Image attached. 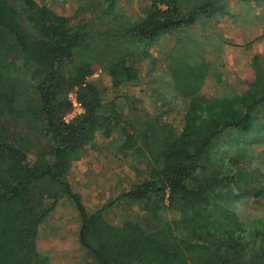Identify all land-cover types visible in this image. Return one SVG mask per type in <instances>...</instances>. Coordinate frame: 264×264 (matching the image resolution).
Segmentation results:
<instances>
[{"label":"trees","instance_id":"16d2710c","mask_svg":"<svg viewBox=\"0 0 264 264\" xmlns=\"http://www.w3.org/2000/svg\"><path fill=\"white\" fill-rule=\"evenodd\" d=\"M8 2L22 26L0 3V264H52L37 240L60 200L94 264H192L191 249L207 264H264V215L249 212L264 203V54L246 89L202 94L218 47L206 26L230 14L228 0H148L137 14L75 0L76 20ZM37 46L50 55L36 59ZM144 80L153 111L131 89ZM74 89L83 112L65 122ZM98 136L136 175L90 212L69 175Z\"/></svg>","mask_w":264,"mask_h":264},{"label":"rangeland","instance_id":"374dc122","mask_svg":"<svg viewBox=\"0 0 264 264\" xmlns=\"http://www.w3.org/2000/svg\"><path fill=\"white\" fill-rule=\"evenodd\" d=\"M35 1L48 5L57 12L73 16L75 20L80 15L76 14L75 0ZM120 2L125 6L128 14H137L139 7L144 6L148 0H120ZM0 3L4 7L7 23L21 29L22 24L9 6L8 0H0ZM228 6L229 15L224 16L218 23L206 26L211 37L218 43V47L207 51L208 60L213 65L210 69L211 74L206 77L202 88V94L205 96L223 95L231 90L246 89L247 83L254 79V72L250 66L251 57L255 53L264 54V19L259 18L262 12L261 2L228 0ZM160 41L161 43L159 42L151 51L155 57L158 56L159 44L170 43L171 39L167 37ZM49 55V49L43 46L35 47L36 59ZM142 68H145V65ZM145 80L139 85L132 86L131 89L142 98L143 105L153 111L157 107L152 92L155 83L147 84ZM190 130L193 134L204 133L203 128L197 126L195 122L191 123ZM96 143L97 145L90 148L83 158L74 162L69 175L73 189L80 193L84 205L90 212L128 188L136 175L131 167V160L107 148L106 141L100 136L96 138ZM258 150L264 154V143L258 146ZM249 212L264 215V203L251 206ZM77 229L76 210L67 200H60L52 215L39 229L37 240L39 255L47 256L52 264H94L80 248ZM190 251L192 264H207L204 259L205 250Z\"/></svg>","mask_w":264,"mask_h":264},{"label":"built area","instance_id":"2783aa9c","mask_svg":"<svg viewBox=\"0 0 264 264\" xmlns=\"http://www.w3.org/2000/svg\"><path fill=\"white\" fill-rule=\"evenodd\" d=\"M98 72L99 71H95L93 73V75L91 76V78L97 77L98 76ZM68 97H69V99L71 101L72 108H71V110L68 113H66L64 115L63 120L65 122H69L75 116H77V115H79V114H81L83 112V106L76 98V89H74L71 92H69Z\"/></svg>","mask_w":264,"mask_h":264}]
</instances>
